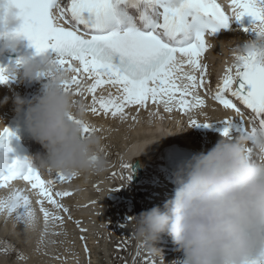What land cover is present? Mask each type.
<instances>
[{
    "label": "snow or ice",
    "instance_id": "6c2138e0",
    "mask_svg": "<svg viewBox=\"0 0 264 264\" xmlns=\"http://www.w3.org/2000/svg\"><path fill=\"white\" fill-rule=\"evenodd\" d=\"M4 4L17 9L22 21L14 34L27 38L36 54L54 53L60 69L70 73L65 91L80 97L85 113L127 119L132 107L139 112L151 104L157 112L150 115H158L162 105L165 112L188 115V126H208L210 121L201 122L191 113L205 107L206 97H211L233 113L217 120L225 125L222 136H250L257 126L264 130V61L237 45L236 62L225 66L213 87L202 59L212 47L209 38L232 21L250 17L252 22L240 30L257 35L254 26L264 24V0H229L227 9L218 0H0V6ZM7 68L0 66V84L14 79ZM106 88H115V93L105 92ZM234 122L238 124L235 131ZM77 123L84 135L99 131L85 118ZM13 134L6 126L0 129V149L7 148ZM247 152L250 159L257 157L252 149ZM121 167L131 170L127 162ZM75 177L57 172L53 179H45L27 158L0 161V189L4 190L0 214L23 228H35L37 211L31 192L45 231L49 223L63 225L61 213L73 219L62 202L73 191L55 185ZM122 178L129 181L131 171ZM16 181L26 182L28 188L16 187ZM75 223L79 227L81 221ZM80 231L87 229L80 227ZM80 239L90 253L87 237ZM0 252L26 258L7 240L0 241ZM143 259L144 264H155L150 253ZM247 264L262 262L252 258Z\"/></svg>",
    "mask_w": 264,
    "mask_h": 264
},
{
    "label": "clouds",
    "instance_id": "9594fccd",
    "mask_svg": "<svg viewBox=\"0 0 264 264\" xmlns=\"http://www.w3.org/2000/svg\"><path fill=\"white\" fill-rule=\"evenodd\" d=\"M17 12L7 4L0 6V53L24 38L14 34L22 23ZM254 31L257 35L243 40L241 47L264 61V24L255 25ZM236 59L233 56L232 62ZM7 71L14 79L46 78L32 99L19 94L13 98L15 111H23L26 131L45 149L37 155L39 168L65 176L90 177L107 171L110 162L102 138L82 133L77 120L84 118V108L65 91L70 73L60 69L56 58L19 57ZM247 149L257 157L250 159ZM6 159L0 154V161ZM173 175V195L163 206L131 220L148 253L160 254L154 242L166 233L183 259L161 264H247L252 258L264 264V130L257 126L250 136H221L207 151L178 161Z\"/></svg>",
    "mask_w": 264,
    "mask_h": 264
},
{
    "label": "rangeland",
    "instance_id": "374dc122",
    "mask_svg": "<svg viewBox=\"0 0 264 264\" xmlns=\"http://www.w3.org/2000/svg\"><path fill=\"white\" fill-rule=\"evenodd\" d=\"M89 101L90 100L87 102ZM217 111L218 109H214L212 112ZM135 114V116L138 115L136 120L129 118L127 122L125 121L126 119L117 117L118 119H115L113 121L115 123L111 126L110 123H113L112 121L108 122L107 125L104 124V127H110L111 129L117 126V128L120 129L117 135L124 143L119 137L115 136L113 131H111V134L106 135L102 132L103 130L100 129V134L98 136L102 138V144L107 159L110 162V166L107 171L101 175L90 177L81 175L73 178V184H75L77 188L74 190L75 192L73 195L67 198L68 201H71V208L69 209L73 217L72 220L67 219V214L61 213V215L63 214L65 217L63 225L56 224L57 226H55L53 224L49 230L47 229V231L44 232V230H42V228H44L43 223L42 225H37L33 230L32 234L36 232L35 236L30 234L27 237L19 239L15 236H11L9 231L5 230L8 225L7 219L3 222L0 221V241L7 240L11 242L18 248L19 253L26 257L25 259H20L17 254H5L0 252V264H61V261H63V258L68 255V253L71 256H75L80 252L83 254L82 264H144L143 257L148 254V252L145 250L143 243L136 238L133 225L131 221H129V218L139 215L142 211L148 210L152 205L150 206L149 200H146L149 198L147 192L142 195L131 192L130 189L132 188L129 184H126L127 180L122 178L124 174L122 172L121 159L117 161L127 147H129V145L131 146L134 141L131 135L124 138L123 136L121 137L122 131L124 129H131L137 125L144 127L146 123L152 125L154 121L151 119L153 116H150V118L145 117L144 110L142 113L135 112ZM192 114H194V117L198 118L196 116L197 113L193 112ZM206 114L211 115V113L207 111ZM184 116L187 118L188 115L184 114ZM87 117L93 118L88 116V114ZM176 118L177 116L175 119ZM137 122L139 123L137 124ZM187 127L189 128V126ZM190 137L193 139V136H188L187 138L189 139ZM110 138H112L111 141ZM113 140H116L118 144L116 146H112L113 144L108 146L110 156L105 147L108 141L112 142ZM117 142H114V144ZM115 161H117V165L114 163ZM109 172H115L117 175H111L110 177V174L107 175ZM81 178L83 179L82 181ZM115 178H118L119 182H117ZM108 185H110L109 188H107ZM84 186L86 188H84ZM82 188L85 190H82ZM155 189L157 190L158 188L155 187ZM92 192L95 193L91 194ZM86 194L88 195L84 196ZM90 194L91 196H95L93 201L96 200V204L93 203L92 207L94 208L87 213L86 211H88L89 206L87 207L84 201ZM99 199H104V201H101V205L98 204V202H100ZM89 201L93 202L92 200ZM64 203L67 204L68 202L64 201ZM161 203H163V201H159V204ZM154 206H156V200H154L152 207ZM89 213L91 216L89 215L87 217ZM76 220L81 221L79 227L75 223ZM80 227L86 228L87 232L81 233ZM41 232H43V234ZM81 235L87 237L86 243L90 249V253L84 251L85 241L80 239ZM4 237H8L9 239H4ZM79 250L81 251L79 252ZM173 251L174 250H172V252ZM169 259H171L170 254L163 256L159 261L168 262ZM159 261L155 264H158ZM69 262L67 264H69Z\"/></svg>",
    "mask_w": 264,
    "mask_h": 264
},
{
    "label": "bare ground",
    "instance_id": "6f19581e",
    "mask_svg": "<svg viewBox=\"0 0 264 264\" xmlns=\"http://www.w3.org/2000/svg\"><path fill=\"white\" fill-rule=\"evenodd\" d=\"M242 22L246 26V25L250 24L252 22V20H251L250 17H247L246 16V17L243 18V21ZM240 29L241 28H238L235 25L234 28H233V30L230 33H225V34H223V36H224V38L237 37V38H242L243 40L254 36L253 33H251V32L244 33ZM242 41L240 40L237 43V45L241 44ZM236 47L237 46L234 47V46L230 45L229 46V49L226 50L227 53L225 55L221 56V59L222 60L219 63L220 64V68H221L220 70L225 69V66L226 65H229V64L232 63V60H233V50ZM215 70L216 69H214V71ZM220 70H219V72H220ZM7 88H8V86H5V85H1V88H0V124L4 121V119L9 114V112H11V110L15 109V105L13 103L14 96L16 94H19L20 96H26L24 92H20L19 90H15V89H7ZM107 91H112L113 93H115V88H106L105 89V92H107ZM6 97H7V100L5 101V98ZM87 99L90 100V97H87L86 98V101H87ZM130 109H133V112L134 111L137 112V110H136L135 107H132ZM130 109L128 110L129 116L125 120L127 122L129 121L128 120L129 118H132L133 117V116H131ZM148 110H149V112H152V113L157 112V108L154 105H150L149 108H148ZM215 110H217V109H215ZM206 111H207V109H206V106H205L202 109L194 110L193 112L197 113V115H196L198 117L197 119L200 120L201 122H203L204 120H206ZM140 112L142 113L143 110H140L137 113H140ZM158 113L159 114L163 113V109H158ZM178 113L182 114L179 111H178ZM87 114L88 113H85V115H84L85 118H87ZM88 116L97 119V120H91L92 118H90V122L99 129V131L95 132L97 135L100 134V129H102L103 130L102 132H104V134H106L105 132H107L109 130V128L104 127V124L107 125L108 122H111V121L113 122L115 119H118L117 117L114 118V117H111V116H103V115L94 116V115L88 114ZM150 116H154V115H149L148 117L150 118ZM174 116H176V115H174ZM171 117H173V116H171ZM179 117L181 118V116H179ZM182 118L184 119L183 120V124L185 123V125H180V124L177 125V124H175V126H173V124H171V126L168 125L167 128H166V126L164 125V123H161L160 122L159 116L156 115V118L154 119L153 123L151 122L152 125H149V124L146 123V126H144V127L143 126L140 127V126L137 125V126L131 128V129H124L122 131L121 137L123 136V138H124V137H127V136H130L131 135V137L133 138L134 141H133V144H131V146L129 145V147L122 153V155H121L122 159H121L120 162H122V161L123 162H129V160L131 159V156L133 154L140 153V152H142L144 150L143 152L147 156V160H148V168L147 169L149 170L151 168V165H152L151 163L152 162L153 163H157L156 162L157 161V155L156 154L160 150L159 147L154 148L153 145H155V144L158 145L159 144L158 142H162L163 143L164 141H166V139H164V137H165V134L167 136L169 135L167 133V131L170 132V134H172V135L170 137H165V138H170V139L176 138L175 140H177V138H180V136H181L182 138L180 139V141L181 142H184V143H188V144H190V142L191 143L194 142V145H201L203 143L209 144L210 141H214V140L218 141L219 140V137H217L215 135L208 134L205 131H201V130L197 129L196 126H189V128H188L187 127L188 126V123H187L188 118H186L185 116H183ZM169 119L170 120L171 119L173 120V118H169ZM168 122H171V121H168ZM138 123L139 122H137V124ZM184 127H186V128H184ZM147 129L149 131H152V132L149 133V134L144 133L143 131H145ZM188 136H193V139L194 140L191 137H190L191 139L190 138L188 139L187 138ZM111 139L112 138H110V141H111ZM108 143H110V142L108 141L107 142V145H108ZM205 147L206 148H211L212 146H205ZM123 170H122L123 174L126 175ZM146 177H147V174H146ZM151 177H153V176H151ZM147 179L148 180H146L145 178L144 179L142 178L137 184H134L135 187H133V186L131 187L129 185L133 189V190L130 189L131 192L132 193H137L139 195H142V194H144V193L147 192L149 198L146 199V200L147 201L149 200V205L150 206L151 205L153 206V202H154V200H156V206L159 205V206L162 207L163 204H164V202L161 203V204H159L158 199L160 197H157V191H160L159 187L158 186H153V183H152L153 182V179L150 180V181H149V178L148 177H147ZM82 180L83 179L81 178V181ZM79 181H78V183H79ZM130 181H131V179L129 180V182ZM15 186L18 187V188H21V189H27L28 188L27 184L21 185L20 182H15ZM155 187H157L158 189L156 190ZM165 187H166V182L162 181L161 188L164 189ZM63 188H65V187H63ZM84 188H86V187L84 186ZM84 188H82V190ZM93 193H95V192H92L91 194H93ZM3 194H4V190L0 189V195H3ZM91 194H90V196H88L87 198H85V201H84L85 204L87 205V207L89 206L88 207V211H86L87 213L90 212L92 208H94V207H92L93 202H94V204H96V200L93 201V199H94L95 196L94 195L91 196ZM29 195H31L32 200H33V206L36 208V211H37V223H36V226L37 225H40V224L42 225L44 223V220H43L42 214L39 212L38 205H36V203H35L36 202V195L35 194H31V192H29ZM87 195L88 194H86L84 196H87ZM89 200H92L93 202H91ZM66 201L68 202L67 204L64 203V200H63V203L66 204L67 206L69 205V208H71V205H70V202L71 201H68V199H66ZM101 201H104V199H101L100 202H98V204L101 205ZM93 206H95V205H93ZM152 206L150 208H152ZM89 215L91 216V214L89 213L87 215V217ZM5 219H7V222H8L7 228L5 230L9 231L10 235L11 236H15L17 239L22 238V237H27L28 235L32 234L33 230L36 228V226H35V228H23L20 225H18L12 218H5L2 214H0V221L3 222V221H5ZM89 219H90V217H89ZM52 226H53V224L52 223H49L47 229L49 230V228L52 227ZM55 226H57V225L55 224ZM42 230H44V232H45V223H44V228H42ZM35 233L36 232H34V234H32V236H35ZM41 233L43 234V232H41ZM155 244H158V242L156 241ZM80 251L81 250H79V252ZM169 254L171 256V260H173V259H177V260L183 259V253L181 251H177V247H176L175 251L170 252ZM82 256H83L82 252H80L79 254H77L75 256H71L68 253V255H66L63 258V261H61V264H67L69 261H70L69 264L70 263H76V262L78 264H80V263L82 264V261H83V257ZM161 258L162 257H160V260H161ZM155 263H157V261H155Z\"/></svg>",
    "mask_w": 264,
    "mask_h": 264
},
{
    "label": "water",
    "instance_id": "95a60500",
    "mask_svg": "<svg viewBox=\"0 0 264 264\" xmlns=\"http://www.w3.org/2000/svg\"><path fill=\"white\" fill-rule=\"evenodd\" d=\"M134 167H135V166H134ZM135 171H136V175H135V177H134V183H137L138 180H139V178H141L142 174H141L139 168L135 169Z\"/></svg>",
    "mask_w": 264,
    "mask_h": 264
}]
</instances>
